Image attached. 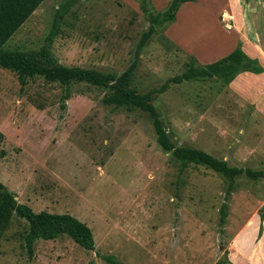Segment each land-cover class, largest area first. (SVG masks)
<instances>
[{
	"label": "rangeland",
	"instance_id": "rangeland-1",
	"mask_svg": "<svg viewBox=\"0 0 264 264\" xmlns=\"http://www.w3.org/2000/svg\"><path fill=\"white\" fill-rule=\"evenodd\" d=\"M63 1L43 0L1 49H38ZM168 2L147 0L146 10L154 14ZM148 13L138 0H80L50 55L59 65L114 77L135 61L131 87L139 93L238 43L264 73V0L184 3L171 24L154 27L136 58ZM262 73L240 75L232 87L215 79L168 84L151 104L173 146L262 171ZM104 93L41 77L21 87L16 73L0 68V183L34 213L84 223L94 242L88 251L66 236L37 240L28 258L26 223L13 215L0 235V264H105L104 255L120 264H212L250 215L264 214V178L238 175L227 194L228 179L201 166L181 169L157 146L145 114L103 104Z\"/></svg>",
	"mask_w": 264,
	"mask_h": 264
},
{
	"label": "trees",
	"instance_id": "trees-1",
	"mask_svg": "<svg viewBox=\"0 0 264 264\" xmlns=\"http://www.w3.org/2000/svg\"><path fill=\"white\" fill-rule=\"evenodd\" d=\"M43 0H0V68L14 72L18 75L21 87L26 78L41 77L49 83H58L68 87L73 84H85L105 90L102 103L115 109H124L131 112L138 110L150 120L151 129L157 146L166 153H170L173 160L184 169L187 165L201 166L220 174L228 179L227 194L232 189L234 177L243 174L251 180L264 178V170L252 171L230 167L223 160L217 159L201 150L175 147L170 142L164 131L158 113L152 106L153 96L165 91L168 84H179L188 81H205L215 79L227 86L241 73L258 75L262 67L254 58L247 56L238 43L235 48L220 59L198 65L195 62L187 64L186 69L179 75L165 79L158 87L139 93L131 87L135 70V61L126 67L122 73L114 77L109 73H102L92 69L80 67H65L59 65L50 55V47L57 36L60 24L70 9L80 0H64L57 5L53 12L50 30L45 36L42 45L31 51L2 50L5 42L29 18ZM139 9L147 12V0H138ZM195 0H169L162 11L149 14V27L141 35L135 50L137 58L139 51L145 45L155 26L171 24L178 8L184 3ZM223 208V207H222ZM26 223V228L21 237L23 248L28 258L32 256L33 244L37 240L51 241L66 236L73 243L84 250H93L94 242L90 229L82 222L68 214H53L45 211L34 213L27 205L17 203L12 193L8 192L0 183V235L7 226L12 216ZM225 212L220 209L219 222L223 224ZM264 214H259L260 221ZM105 264H120L113 256H100ZM213 264H230L227 252L224 251Z\"/></svg>",
	"mask_w": 264,
	"mask_h": 264
},
{
	"label": "crops",
	"instance_id": "crops-1",
	"mask_svg": "<svg viewBox=\"0 0 264 264\" xmlns=\"http://www.w3.org/2000/svg\"><path fill=\"white\" fill-rule=\"evenodd\" d=\"M219 51L211 61H207L203 65L220 59L232 50L229 52L223 50V53ZM257 57L261 58L260 56ZM255 59L258 60V58ZM262 74L264 75V73ZM240 75L244 76L247 74L241 73L237 75L228 85L231 87L235 85L240 79ZM226 251L230 264H264V217L260 221L257 213L250 215L241 227L226 240ZM217 259L218 257H214L213 263Z\"/></svg>",
	"mask_w": 264,
	"mask_h": 264
}]
</instances>
